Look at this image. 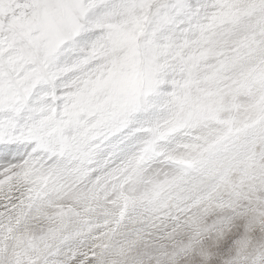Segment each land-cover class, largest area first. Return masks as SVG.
<instances>
[{"label":"snow or ice","instance_id":"obj_1","mask_svg":"<svg viewBox=\"0 0 264 264\" xmlns=\"http://www.w3.org/2000/svg\"><path fill=\"white\" fill-rule=\"evenodd\" d=\"M0 264H264V0H0Z\"/></svg>","mask_w":264,"mask_h":264}]
</instances>
